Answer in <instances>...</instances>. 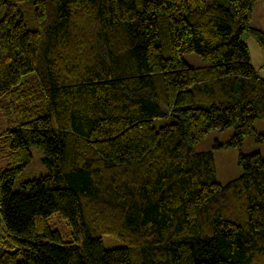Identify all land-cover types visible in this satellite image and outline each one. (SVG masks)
Returning a JSON list of instances; mask_svg holds the SVG:
<instances>
[{
    "label": "trees",
    "instance_id": "obj_1",
    "mask_svg": "<svg viewBox=\"0 0 264 264\" xmlns=\"http://www.w3.org/2000/svg\"><path fill=\"white\" fill-rule=\"evenodd\" d=\"M257 1L0 0V264H264V159L193 149L264 142Z\"/></svg>",
    "mask_w": 264,
    "mask_h": 264
},
{
    "label": "rangeland",
    "instance_id": "obj_2",
    "mask_svg": "<svg viewBox=\"0 0 264 264\" xmlns=\"http://www.w3.org/2000/svg\"><path fill=\"white\" fill-rule=\"evenodd\" d=\"M242 38L245 39L247 47L250 51V57L252 58L253 62L252 64H254L258 70H260V68L262 67V71H260V73L264 76V66H260L264 62V50H262L257 45V43H255L254 40L249 37L247 33H243ZM183 58L189 65L193 67H199L207 64V62H204L201 57L195 53L184 54ZM168 122L169 119L165 118L155 120L154 126L157 128ZM254 128L255 132H261L264 134V118L257 119ZM233 133V126L221 130L212 129L202 140H200L193 146V149L197 152H212L216 169V181L220 184H225L241 174V168L237 164V155L239 152L247 154L259 150L260 152H257H259L261 157L264 159V142L256 141L255 137L252 135L247 136L244 139L239 149L227 145L226 142L229 140ZM30 150L32 159L27 166L26 174L22 175L21 179L32 178L47 173L45 167L41 162V152L34 147H32ZM52 221L61 238L66 239L70 233L68 226H66L64 222L61 221L58 217H54ZM103 245L105 248H110L120 246L121 243H109L108 240L104 238Z\"/></svg>",
    "mask_w": 264,
    "mask_h": 264
},
{
    "label": "crops",
    "instance_id": "obj_3",
    "mask_svg": "<svg viewBox=\"0 0 264 264\" xmlns=\"http://www.w3.org/2000/svg\"><path fill=\"white\" fill-rule=\"evenodd\" d=\"M251 26L253 28H256V29H259L261 31L264 32V0H258L257 3L255 4L254 8H253V11H252V14H251ZM249 35V34H248ZM250 38H252L250 35H249ZM243 39V38H242ZM253 39V38H252ZM244 42H245V39H243ZM254 40V39H253ZM255 43H257L255 40H254ZM246 43V42H245ZM247 45V44H246ZM258 45V43H257ZM259 46V45H258ZM260 47V46H259ZM261 48V47H260ZM262 49V48H261ZM249 50V49H248ZM263 50V49H262ZM250 53V51H249ZM251 55V54H250ZM251 58V57H250ZM251 62H252V58H251ZM253 63V62H252ZM257 72V74L259 76H261L262 78H264L263 75H261L260 71H262V67L260 68V70H258L254 64H252ZM260 66H264V62L260 65ZM259 66V67H260ZM258 67V68H259ZM256 122V121H255ZM255 122H254V125H255ZM255 129V128H254ZM257 133V132H256ZM259 134H263L261 132H258ZM256 151H259V150H256ZM260 152V151H259Z\"/></svg>",
    "mask_w": 264,
    "mask_h": 264
},
{
    "label": "built area",
    "instance_id": "obj_4",
    "mask_svg": "<svg viewBox=\"0 0 264 264\" xmlns=\"http://www.w3.org/2000/svg\"><path fill=\"white\" fill-rule=\"evenodd\" d=\"M0 211H1V202H0ZM0 231H1V218H0Z\"/></svg>",
    "mask_w": 264,
    "mask_h": 264
}]
</instances>
